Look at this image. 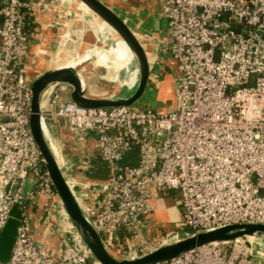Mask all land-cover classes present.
<instances>
[{
    "label": "built area",
    "instance_id": "2783aa9c",
    "mask_svg": "<svg viewBox=\"0 0 264 264\" xmlns=\"http://www.w3.org/2000/svg\"><path fill=\"white\" fill-rule=\"evenodd\" d=\"M42 2L0 0V232L20 208L7 264H100L78 240L29 129L24 71L33 11ZM159 2L176 62L174 107L85 108L70 99L66 83L49 85L41 97L47 96L40 122L50 147L57 148L51 127L66 120L71 137L81 147L92 140L109 170L98 180L64 175L117 258L166 242L144 234L154 191L179 195L180 229L167 240L230 223H264V0ZM58 154L64 173L67 160ZM35 204L48 233L62 238L56 254L32 233ZM262 239L214 242L155 264H264Z\"/></svg>",
    "mask_w": 264,
    "mask_h": 264
},
{
    "label": "crops",
    "instance_id": "0c3cea01",
    "mask_svg": "<svg viewBox=\"0 0 264 264\" xmlns=\"http://www.w3.org/2000/svg\"><path fill=\"white\" fill-rule=\"evenodd\" d=\"M110 7L116 14L125 20L126 24L134 31L139 41L143 45L150 64V74L145 90V99H153L157 102L172 99L168 110L175 105L174 99V79L177 74L176 62L171 57L168 50L169 33L166 27L164 17L161 15V7L159 0H100ZM44 4V6H41ZM40 5H35L33 17L31 20V36L29 38V57L25 63V77L30 82L33 78L49 69L48 64L43 58L52 51L59 52L58 49L64 51L63 45H66V35H73L77 40L75 49L78 53V59L72 64L80 73L86 95L90 97H109L123 98L128 97V93L124 91H132L135 89L138 81V67L136 64H130L133 59L130 52L119 44V40L113 42L109 49L104 50L99 56V60L107 67L116 65L112 71L117 72V76L122 80L107 78V68L98 61H92L91 58H80V55L89 49L88 45L105 44L107 38H112V32L98 16L90 10H87L77 0H44ZM84 7H82L81 5ZM96 28H98L96 30ZM109 36V37H108ZM115 46V47H113ZM118 46V47H117ZM113 47V48H111ZM93 48V47H92ZM112 51H111V50ZM119 62H115L113 55L119 53ZM47 51V52H46ZM46 53V55H42ZM61 53V52H59ZM66 54V53H63ZM121 55V56H120ZM123 56V58H122ZM85 57V56H84ZM117 57V56H116ZM65 58V57H64ZM71 58V57H70ZM63 58L57 60L63 63ZM65 63V62H64ZM64 65V64H62ZM61 65V66H62ZM123 67L119 69L118 67ZM118 68V70H116ZM125 70V71H124ZM134 72V85L127 84L125 79L131 72ZM117 79V78H116ZM114 82L116 84H114ZM118 82V83H117ZM148 103V102H147ZM45 104L41 100V105ZM139 108V107H138ZM151 109L147 106L145 109ZM155 110V109H154ZM157 111L166 112L162 108ZM64 131V132H63ZM66 132V133H65ZM54 140L58 144L57 148H62L61 137L69 136L73 139L66 127L59 126L56 128ZM87 142L89 146L93 145V141ZM93 148V146H92ZM67 169L71 168L76 162L67 159ZM72 161V162H71ZM84 164V163H83ZM86 168L83 172L84 176L89 180L103 179L108 176L109 170L106 164L96 156L88 161V164L77 165L76 168ZM64 171L68 177L73 176L79 178L78 174ZM80 173L79 171H76ZM148 202V225L144 229L146 237L153 240L167 241V235L173 231L169 228L178 222L180 218V208L178 205L179 195L176 192H157L154 191ZM15 210V208H13ZM13 211V210H12ZM31 227L34 237L47 245L50 252L58 253L63 247L62 238L57 234H49L46 225L42 221L41 207L39 204L30 205ZM15 218L14 216H12ZM55 221L58 225H63L64 220L61 213L55 214ZM163 229V230H162ZM120 236L124 235L123 230H119Z\"/></svg>",
    "mask_w": 264,
    "mask_h": 264
},
{
    "label": "water",
    "instance_id": "95a60500",
    "mask_svg": "<svg viewBox=\"0 0 264 264\" xmlns=\"http://www.w3.org/2000/svg\"><path fill=\"white\" fill-rule=\"evenodd\" d=\"M79 2L106 23L127 44L138 67V81L134 92L123 98H98L86 95L83 79L76 67L73 66L62 65L47 69L29 82L31 91L29 129L69 221L78 233V240L87 245L100 264H155L171 260L214 242L264 237V223H230L161 244L134 258H117L105 248L100 235L87 219L72 193L68 185V178L64 175L57 160V155L54 154L46 140L40 122L41 97L49 85L66 83L71 87L70 99L81 107L131 106L146 90L150 64L143 45L124 19L100 0H79ZM51 131L55 134L56 128L51 127ZM17 225L18 220L10 217L0 232V264H7L9 261Z\"/></svg>",
    "mask_w": 264,
    "mask_h": 264
},
{
    "label": "rangeland",
    "instance_id": "374dc122",
    "mask_svg": "<svg viewBox=\"0 0 264 264\" xmlns=\"http://www.w3.org/2000/svg\"><path fill=\"white\" fill-rule=\"evenodd\" d=\"M79 2V0H77ZM164 21L166 22V19L164 18ZM167 27V26H166ZM110 28V27H109ZM98 28H96L97 30ZM99 30V29H98ZM110 31L112 32V38H107L106 36V40L108 42H106L105 44H95L96 46H93L92 44L91 45H88V49L85 54H89L88 56L87 55H84V53L82 55H80V58H84L86 59V57L89 59L91 57H93L91 60L92 61H98V63L102 64L103 66H105L100 60H99V56L102 54V52L104 50H107L110 48L111 45H113V42L116 41V39L119 40V44L123 43L121 40H120V37L117 33H115L111 28H110ZM70 37L72 38L71 40H68L66 42V45L64 44L63 45V48H64V51L60 50L61 46L59 47L58 51L61 52H51L49 55L47 54V57L45 56L43 58V62L45 61L50 68H54V67H57V66H61L62 64H64V62L69 59L70 57H74L75 54L77 53V50L75 49V45H77V40L73 39L74 36L73 35H70ZM109 37V36H108ZM93 47V48H92ZM115 47V46H113ZM111 47V48H113ZM118 47V46H117ZM126 47V46H124ZM111 50V49H110ZM113 50V49H112ZM111 50V51H112ZM120 49H119V53L115 55H113V59L116 60L115 62H119L121 57H119V54H120ZM47 52V51H46ZM63 53H66V54H63ZM42 55H46V53H42ZM85 56V57H84ZM117 56V57H116ZM121 56V55H120ZM65 57V58H64ZM119 57V58H118ZM63 58V63L60 64L59 62H57V60ZM123 58V56H122ZM130 64H136L135 60L132 59L130 61ZM107 74L104 75V80L108 81L107 78H112L114 80H118L120 83L122 82V80L117 76V72L116 71H112V69H115L116 68V65H113L112 67H107ZM119 69H123V67H118ZM118 68L116 70H118ZM125 71V70H124ZM134 72L132 71L128 78L125 79V81L127 82V84H131L133 81H134ZM117 78V79H116ZM118 83V82H117ZM114 84H116L114 82ZM134 83H132L131 85H133ZM135 89H133L132 91H124L125 93H128V95L130 96L133 92H134ZM144 94L133 104L134 107H139L140 109H145V107L149 106L151 107V109H159V108H162V110H168L169 108V104L172 102V99H169V100H164L162 101L161 103L160 102H157V101H154L153 99H150L147 101V99H145L144 97ZM47 96H43L42 100H46ZM148 102V103H147ZM60 126H63V127H66L67 126V121L66 120H62L61 121V125ZM64 132V131H63ZM66 133V132H65ZM61 140H62V148H56L57 150V153H59L64 160H67V159H72V161L76 162L71 168H68V172H72L74 174H78L79 177L81 176H84L83 172L86 171V168H76L77 165H85V164H88V161H91L92 158H96V156L99 158L97 152L92 148V146H89L87 145L88 143L87 142H90L89 140L86 142V144L81 147L74 139H70L69 136H66V135H63L61 137ZM55 141V140H54ZM56 145H58L56 142H54ZM82 150V151H81ZM58 154V156H59ZM83 155H86L85 157L82 156ZM71 161V162H72ZM68 162V160H67ZM84 163V164H83ZM65 170V169H64ZM76 171H79L80 173L76 172ZM15 210L13 209L12 213H11V217L14 216V217H18L20 215V208L18 206H15L14 207ZM180 208V207H179ZM180 213H181V210H180ZM170 229L175 232V231H178L180 228H179V224L178 222L171 225L170 228H169V231ZM163 230V229H162ZM152 240V239H151ZM174 239H169L167 240L166 242L164 243H168V242H172ZM154 241V240H153ZM161 242V241H160ZM158 247L157 244H152L150 247L148 248H143L141 250V252L139 253L140 255L143 253H146L148 251H151L152 249ZM259 252H258V255H259V259L262 258L264 260V237L261 241V244H260V248H259Z\"/></svg>",
    "mask_w": 264,
    "mask_h": 264
},
{
    "label": "bare ground",
    "instance_id": "6f19581e",
    "mask_svg": "<svg viewBox=\"0 0 264 264\" xmlns=\"http://www.w3.org/2000/svg\"><path fill=\"white\" fill-rule=\"evenodd\" d=\"M81 3V2H80ZM85 8H87L83 3H81ZM80 4V5H81ZM81 5V6H82ZM82 6V7H83ZM83 7V8H84ZM87 10H89L88 8H87ZM106 24V23H105ZM108 26V25H107ZM120 40L123 42L122 44H123V46H126V49L128 50V52H130V54H131V56H132V52H131V50L129 49V47L127 46V44L124 42V40H122L121 38H120ZM79 57L78 56H76V57H71V58H69V59H67L66 61H65V63H64V65H67V66H72V64L74 63V61L75 60H77ZM133 58V57H132ZM52 148V151L54 152V154H56L57 153V151H56V149L54 148V146H51Z\"/></svg>",
    "mask_w": 264,
    "mask_h": 264
}]
</instances>
